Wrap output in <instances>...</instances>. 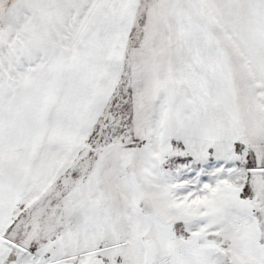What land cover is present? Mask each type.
<instances>
[{"label":"snow or ice","instance_id":"snow-or-ice-1","mask_svg":"<svg viewBox=\"0 0 264 264\" xmlns=\"http://www.w3.org/2000/svg\"><path fill=\"white\" fill-rule=\"evenodd\" d=\"M0 264H264V0H0Z\"/></svg>","mask_w":264,"mask_h":264}]
</instances>
